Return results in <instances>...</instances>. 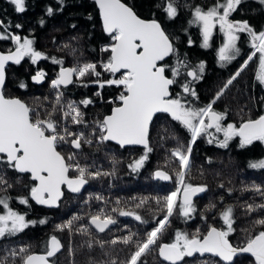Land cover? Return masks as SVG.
Segmentation results:
<instances>
[{
    "label": "snow or ice",
    "instance_id": "6c2138e0",
    "mask_svg": "<svg viewBox=\"0 0 264 264\" xmlns=\"http://www.w3.org/2000/svg\"><path fill=\"white\" fill-rule=\"evenodd\" d=\"M6 2L16 14L27 11V0ZM245 2L212 0L201 5L188 0L184 3L160 0L154 7L163 13V18L153 13L151 19H144L123 0H94L110 43L101 45L99 59L89 60L77 57L78 49L71 42L64 43L58 50L73 56L71 66H65L64 58L37 50L32 30L21 35L23 24L13 25L0 16V42L11 43L7 51H0V264H58V254L65 247L70 264H75L77 251L84 249L89 253L100 252V258H90V264H149V257L153 264H237L244 254L251 258L249 264H264V180L253 178L242 182L239 189L242 196L252 194V202L245 201L242 205L245 214L250 218L257 214L252 220V229L245 230L247 238L242 244L234 245L230 241L236 231L235 205L224 204V196L218 201L210 200L199 213L206 229L197 227L188 232L177 228L169 235L174 218L185 224L195 219L198 206L194 198L210 190L207 183L192 182L195 146L200 139L221 149H228L236 139L239 149H246L254 142L264 145V113L255 118L242 117L236 123L228 122L227 108L215 107L257 54L259 70L255 81L264 89V25L257 29L249 20L230 18ZM257 3L264 6V0ZM56 4L58 9L46 6L48 17L57 11L63 12L67 6L66 0H56ZM181 9H187L190 15L187 27L182 30L188 32L191 27H197L202 48L210 47L213 31L218 29L222 43L217 50V63L222 68L241 56L238 46L241 34L250 40L251 53L205 104L200 103L195 87L204 79L205 63H193L186 53H181L179 36L170 33L164 23L178 18ZM45 22L44 18L38 21L41 27ZM70 27L76 30L78 25ZM71 41H79V37H71ZM187 44L189 47L194 44L190 35ZM25 58L33 66L40 61L57 66L52 78L39 67L30 76L35 85L48 83L49 93L43 97L46 103L33 106L20 97L5 94L8 68L21 65ZM92 85L97 90L90 96L84 95L79 100L68 97L69 86L88 89ZM16 86L27 90L29 84L21 80ZM112 86L119 89L118 95L105 100L103 89ZM174 86L179 91L173 93ZM98 101L110 105V111L89 117L87 110ZM256 103L264 108V96L256 99ZM159 114H166L187 133L186 138L175 129L170 134L158 133L161 147L169 140L173 146L165 147V165L153 170L149 178L171 182L174 190L165 195L117 198L111 202L115 206L110 209L98 207L86 214H81V209L54 225V233H68L67 246L55 234L44 242L40 252L29 242L17 243L25 230L46 225L49 218L27 219V212L13 209V200L29 207L30 201H34L37 205L59 209L65 188L78 200L82 190L93 181L107 178L111 189L124 161L117 157L110 144L120 149L140 147V155L132 157L127 164L130 174L140 175L155 151L151 132ZM163 131L168 133L166 127ZM85 147L89 151L85 152ZM100 153L109 159L110 169L105 170L99 163ZM205 162L211 165L213 159L206 157ZM169 163L175 165L171 170L167 167ZM247 168L264 173V158L249 160ZM200 173L203 175V166ZM24 174H29L30 186L23 184ZM15 184H23L29 189L28 194L9 195ZM218 188L225 186L220 183ZM225 191L231 196L236 189L229 187ZM93 200L106 206L110 203L103 194L94 192L79 202L82 206H91ZM145 211L150 215L146 216ZM209 213L213 214L212 223L208 222ZM120 217L131 218L136 222V229L128 224L121 226ZM77 237L80 238L78 245Z\"/></svg>",
    "mask_w": 264,
    "mask_h": 264
},
{
    "label": "trees",
    "instance_id": "16d2710c",
    "mask_svg": "<svg viewBox=\"0 0 264 264\" xmlns=\"http://www.w3.org/2000/svg\"><path fill=\"white\" fill-rule=\"evenodd\" d=\"M126 4L133 6L135 11L144 19H151L152 14L156 13L157 17L163 18V13L154 7V3L160 2V0H123ZM185 0H181L184 3ZM192 4H210L212 0H188ZM51 5L54 9H58L59 5L56 4V0H27V11L23 14H16L13 7L6 2V0H0V16L6 20H10L12 24L19 22L24 25L21 30V35L29 33L32 30L34 38L36 40L35 47L37 50H41L47 53L49 56H57L58 58H64L66 60L65 66H71L73 63V56L65 51H59L58 49L64 43L71 42L74 47L78 49L76 56L82 60L99 59L101 53L99 51L101 45L109 43V37L103 32L101 20L99 18L98 8L94 4V0H66V7L63 12L57 11L53 16L48 17L45 13L46 6ZM254 4V1L247 0L239 7V11L242 13L243 19L246 20H260L263 18L264 6ZM263 10V11H262ZM91 16V19L88 17ZM238 11L233 13L232 19L238 20ZM44 18L45 25L40 26L38 21ZM190 18L189 11L187 9H181L178 18L174 21L165 20L164 23L170 33H174L179 36L178 46L181 53H186L190 61L193 63L203 61L205 63L206 72L204 79L195 85L199 97L200 103L205 104L213 97L215 92L222 86L223 82L227 80L222 73V67L217 63V47H219V34L213 31V39L210 41V47L204 49L201 47V35L197 27H191L188 32H184L182 29L187 27V20ZM72 24L78 25L76 30H73L70 26ZM15 31V29H13ZM194 41V44L189 47L187 44L188 36ZM78 36L79 41H71V37ZM56 38L55 41L53 38ZM11 47L10 42H0V51H7ZM42 68L47 73L49 78L54 77L57 66L52 65L50 61H40L38 65L33 66L29 60L25 58L21 65H11L8 68L7 73V85L5 88V94L8 96H17L25 100L30 105L36 106L43 103V97L49 93L48 83H44L42 86L33 85L31 83L30 76L34 74L36 68ZM105 78L108 74L105 73ZM21 80L26 81L29 84L27 90H21L17 88V83ZM97 90V86L92 85L88 89L77 88L75 86H69L68 97L76 100L81 99L84 95H91ZM179 91L178 86H174L173 93ZM119 89L115 86L105 87L103 89V96L105 100L109 97L118 95ZM227 92L223 96L226 99ZM110 105L106 103H100L99 101L95 106H90L87 110L89 117L94 113H106L110 111ZM41 112L43 109L41 108ZM168 129V133H164V128ZM175 129L176 132L182 137L186 138L187 133L180 128L176 122L170 121V118L159 114V117L154 120L152 126V146L155 151L150 154V160L146 167L142 170L140 175L130 174L127 168L128 162L132 157H138L141 153V149L128 148L120 149L113 145H109L111 149L115 150V153L119 159L124 161L119 167L118 179L113 180L115 185L111 189L108 187V179L103 181H93L90 185L86 186L83 190V195L79 197V200L74 196L65 192V196L62 198L61 206L59 209H46L35 206L30 201V207L20 205L18 200H13L11 206L14 210H18L22 213L27 212V219H40L44 217L49 218V223L46 225H37L25 230L23 234L19 236L17 243L29 242L34 246L36 252H40L43 248V244L50 235L55 234L62 238V242L65 246L68 245L69 237L65 231L53 232L54 225L60 223L62 220L68 219L72 214L82 212L86 214L89 212H95L98 207L111 208L115 206L113 201L117 198H123L127 200L130 197L149 196L159 193L165 195L169 191L174 190V184L171 182H157L149 178L150 173L158 166L163 167L166 162L165 147L170 148L173 146L172 141H166L165 147L160 146L158 133L170 134ZM212 131V130H210ZM228 149H221L214 144L210 145L206 143L205 139H200L195 146L194 163L192 168V182L196 184L207 183L209 191L201 194L197 197L196 203L198 206V213L194 220L189 221L187 224L183 223L177 218L173 219L172 228L169 230V235L175 229L192 232L197 227L201 230L206 229V225L200 219L199 213L204 210L206 204L210 200L218 201L220 196H224V204L235 205V217L236 231L230 236V241L236 244H242L247 236L245 230L252 229V220L256 218L257 214H254L251 218L245 214L242 207L245 201H251V193H244L243 196L239 189L242 187V182H250L253 178L256 180H264V173H260L256 170L247 168L249 160L262 158V151L256 144L249 146L246 149H239L238 146L230 144ZM233 146V148H232ZM85 152L89 151L85 147ZM206 157H211L213 163L211 165L205 162ZM99 163L103 165L105 170L110 169L111 165L109 159L104 156V153H100L98 156ZM203 166V175L200 173V168ZM168 169L171 170L175 167L174 164H168ZM12 180L14 182L15 176ZM230 182V183H229ZM223 183L225 188L220 189L218 185ZM23 184H29L30 181L27 175L23 176ZM23 184H15V186L9 190V195L12 197H19L28 194V188H24ZM233 187L236 191L231 196L227 194L225 189ZM101 193L110 203L106 206L96 201L91 202V206H82L79 201H82L88 193ZM155 208V205H152ZM219 209L216 210L218 214ZM146 216L150 213L145 211ZM120 225L128 224L133 230L136 229V222L131 218H119ZM208 222H213V214H208ZM80 243V238H76V244ZM124 253H121L123 258ZM100 258L99 250L89 253L87 249L82 251L78 250L75 256V264H90V258ZM190 259V258H189ZM71 258L68 256L67 248L58 254V264H70ZM250 259L243 256L237 264H249ZM149 264H153L151 257H149Z\"/></svg>",
    "mask_w": 264,
    "mask_h": 264
},
{
    "label": "flooded vegetation",
    "instance_id": "af4514ba",
    "mask_svg": "<svg viewBox=\"0 0 264 264\" xmlns=\"http://www.w3.org/2000/svg\"><path fill=\"white\" fill-rule=\"evenodd\" d=\"M252 1H254V4L259 6L257 0H252ZM261 8L263 7L261 6ZM238 15H239L238 20L243 19L242 17L243 15L241 11H239V9H238ZM249 21L257 29H259L262 25H264V13L262 19L260 20L252 19ZM238 46L242 50L241 56L231 65L222 68V73L225 74L224 76L227 78L240 66L243 60L246 59L247 55L250 54L252 51L250 47V40L248 39L246 34H241V40L238 41ZM258 70L259 67H258V54H257V57H254L253 61L249 63V66L244 70L242 75L237 79L236 82H234L233 86H231L230 89L227 91L226 99L221 100L215 105V107L218 110H223L225 108L229 110L228 122L239 123L242 117L244 119H247L249 117L255 118L258 114L264 113V108H261L256 103V99H259L261 96H264V89H261L257 85V82L255 81V75L258 72ZM250 96L254 97V99H249ZM241 109H243L244 111L241 112ZM238 143L239 141L238 139H236L233 140L230 144L235 145L234 147L236 149ZM254 144H256L257 147L261 149L262 158H264V145L260 144L259 142H254Z\"/></svg>",
    "mask_w": 264,
    "mask_h": 264
},
{
    "label": "water",
    "instance_id": "95a60500",
    "mask_svg": "<svg viewBox=\"0 0 264 264\" xmlns=\"http://www.w3.org/2000/svg\"><path fill=\"white\" fill-rule=\"evenodd\" d=\"M95 4V3H94ZM95 6H96V4H95ZM97 7V6H96ZM98 8V7H97ZM98 11H99V9H98ZM99 18H100V15H99ZM100 20H101V18H100ZM101 24H102V21H101ZM32 83V82H31ZM33 84V83H32ZM33 85H35V84H33ZM37 86V85H36ZM163 115H165L166 116V114H163ZM111 145H113V146H115L116 147V145L115 144H111ZM118 147V146H117ZM136 149H140V147H136ZM24 175H27L28 176V178H29V174H24ZM30 181V180H29ZM64 191L66 192V193H68L67 192V189L65 188L64 189ZM83 191V190H82ZM68 194H70V195H72V196H74V194H71V193H68ZM201 195V194H200ZM195 199V198H194ZM31 203H33L35 206H38V207H40V208H46V209H51V208H47V207H45V206H42V205H37L34 201H31ZM244 256L245 257H247V258H249V259H251L247 254H244Z\"/></svg>",
    "mask_w": 264,
    "mask_h": 264
},
{
    "label": "rangeland",
    "instance_id": "374dc122",
    "mask_svg": "<svg viewBox=\"0 0 264 264\" xmlns=\"http://www.w3.org/2000/svg\"><path fill=\"white\" fill-rule=\"evenodd\" d=\"M214 31H215L216 34H219V43H220L219 45H221V43H222V35L218 32V29H214ZM201 41H202V37H201ZM109 43H110V40H109Z\"/></svg>",
    "mask_w": 264,
    "mask_h": 264
},
{
    "label": "built area",
    "instance_id": "2783aa9c",
    "mask_svg": "<svg viewBox=\"0 0 264 264\" xmlns=\"http://www.w3.org/2000/svg\"><path fill=\"white\" fill-rule=\"evenodd\" d=\"M107 78V77H106Z\"/></svg>",
    "mask_w": 264,
    "mask_h": 264
}]
</instances>
